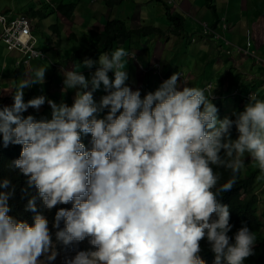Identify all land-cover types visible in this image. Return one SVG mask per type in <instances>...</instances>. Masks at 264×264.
Masks as SVG:
<instances>
[{"label": "clouds", "instance_id": "9594fccd", "mask_svg": "<svg viewBox=\"0 0 264 264\" xmlns=\"http://www.w3.org/2000/svg\"><path fill=\"white\" fill-rule=\"evenodd\" d=\"M127 55L118 48L86 57L80 65L90 78L62 69L63 90H75L71 106L45 95L25 102L26 89L45 83L43 67L18 82L11 105H0L3 147L22 146L11 162L27 178L21 191L34 188L49 211L72 204L55 213V241L68 247L87 239L94 250L64 264H206L204 240L213 264H245L256 235L246 225L229 235L230 209L219 197L233 189L247 160L264 177V100L250 94L234 119H219L205 90L184 86L179 72L142 98L126 83ZM45 103L50 119L24 115ZM89 134L86 150L81 141ZM216 169L231 177L221 184ZM15 192L9 179L0 181V264H45L41 257L50 264L58 251L37 195L25 205L34 213L29 225L9 215Z\"/></svg>", "mask_w": 264, "mask_h": 264}, {"label": "crops", "instance_id": "0c3cea01", "mask_svg": "<svg viewBox=\"0 0 264 264\" xmlns=\"http://www.w3.org/2000/svg\"><path fill=\"white\" fill-rule=\"evenodd\" d=\"M110 1L113 2V5H110ZM173 1L175 5L170 8L183 16L192 17L197 25L195 30L197 33L187 34L185 32L186 25L178 33L174 32L171 22L166 17V7L168 6L166 0H88L86 3H82V0H0V14L8 18L25 14L31 18L34 25L40 18L41 20L38 21L33 31V36L36 43L38 41L41 43L42 38L46 39L47 44L46 48H42L37 44L39 49L43 51L44 60L34 61L29 67H24L23 65L16 67V63L22 59L21 54L9 53L0 42V105H10V101L13 102L12 94L18 82L31 75L37 68H46V61H53L54 58H58L59 62L64 65L62 69L65 70L66 68L68 71H73L72 65H74L76 71L78 63L75 65V63L72 64L69 61L68 57L72 56L70 50H68L67 54H64L62 50H60V53L55 50V38L53 37H58L57 31L59 28L58 30H52L50 29L51 27L59 26L62 23L66 28L65 32H71V35L66 34L68 38L73 39L75 37L79 44H83L89 40L88 36L90 34L88 32L90 29L103 30V27L110 20L125 21L127 26L133 29L152 25L164 32L163 34L133 40L130 50L127 51L130 56L134 53L139 61V63H135V60H133V65L128 63V82H132L133 85L138 83L140 91L144 89L148 92L154 91L153 82H155L156 75L153 72V68L155 66H160V72L167 77L177 72H184L185 82H187L188 87L200 89V86L198 87V75L201 73L202 68L200 70L197 63L205 62L206 57H208L207 62L212 64L216 72L219 71L220 67L224 68V71L229 70L223 75L221 86L214 90L216 99L225 97V91H228L229 82L233 80L234 76L238 79L237 89L235 90L238 94L247 90H256L262 99L264 97V68L262 69V65V67L256 65L257 63L252 59H247L240 55L236 47H245L247 33H250L256 55L264 60V12H256L252 0H214L216 15L219 17L215 30L221 33L225 40L197 37L192 42L191 37L195 38V34L201 31L200 24L204 21H212L211 14L205 7V0ZM73 3L76 4V7L71 18H68L69 12L62 11L59 6ZM79 8H84V13L88 14L90 22L84 21ZM47 9L50 10L51 17L43 11H47ZM152 11L157 12L160 18L159 22H155V19L150 17ZM225 23L229 26L226 30L223 28ZM36 30H38L37 34L39 37L34 34ZM226 40L230 41L231 45ZM185 42L187 44L191 43V46H186ZM135 47L139 48L134 49ZM189 48L190 51H188ZM191 53L194 57L192 60L195 62L187 63L186 55ZM176 59L180 61H176ZM126 63L127 60H125ZM254 65L259 69L256 70L253 67ZM190 67H196L197 69L195 68L194 71L190 72ZM206 69L207 67L203 68V73L205 74ZM80 70L86 78H90V70L85 68ZM150 70L151 72L148 73L147 71ZM91 71H95V69ZM131 75L134 77H131ZM63 79V71L55 75L46 72L45 83L42 86L35 85L31 89H26L25 96L27 91L33 90L36 97L45 95L57 104L65 103L68 98L72 97V89L63 90V83H61ZM207 82L211 81L203 78L201 89ZM41 88H43V91H41ZM102 93V89L97 92V102H99L98 99L101 97L98 94ZM34 97L32 95L30 98ZM232 98L234 99V105L233 108H230L231 114L229 118L231 119L233 112L238 110L239 100L234 95H232ZM48 107L46 105L47 110ZM24 115L38 116L31 109Z\"/></svg>", "mask_w": 264, "mask_h": 264}, {"label": "trees", "instance_id": "16d2710c", "mask_svg": "<svg viewBox=\"0 0 264 264\" xmlns=\"http://www.w3.org/2000/svg\"><path fill=\"white\" fill-rule=\"evenodd\" d=\"M214 0H205V7L209 10L211 14V27L215 28L219 22V17L214 7ZM110 5H113V2L110 1ZM169 6V5H168ZM166 7V17L168 21L171 22L173 30L175 33L184 29L185 19L184 16L178 12L173 11L170 6ZM76 4H66L60 5L59 9L64 12H69V17L71 18L72 13ZM205 22V21H204ZM203 23V22H202ZM201 26V24H200ZM58 26L51 27L50 29L58 30ZM202 31V30H201ZM201 31L199 36H201ZM60 31L58 30L57 33ZM90 39L85 41V43L79 44L77 39L78 46L75 50L72 61L73 63H80L87 57L93 60H98L99 55L104 52L115 51L118 48H124L125 51L130 50V45L133 40L138 38H145L152 35L163 34L164 32L152 25H145L138 27L136 29L129 28L127 23L122 20H110L103 27V30L90 29L89 32ZM256 65H259L264 68V63L259 62ZM262 65V66H261ZM249 93H254L259 97V93L256 90H247L237 96L238 100V111H242L246 102L242 99L243 96H246ZM263 97V96H262ZM264 100V97L262 98ZM242 101V103H241ZM219 110V109H218ZM220 115V110L218 111V116ZM235 117L233 116L232 119ZM237 133L235 129L232 130V138L235 139ZM91 136H82V143L85 144L86 150H90L92 145L90 143ZM22 146L20 145H9L7 148L3 147L2 139H0V181L4 179H9L12 185L15 186L16 192L13 199L9 201L12 211L9 215L15 217L17 220L25 221L31 225L33 223L34 213L26 212L25 205L27 200L33 196L37 195V210L42 213L49 220V229L53 235V241L56 243L57 251L61 254H76L77 251H86L90 250L91 246L86 239L83 242L78 244L74 243L68 247L63 246L62 244L55 241V229L52 228V222L55 217V213L60 208L71 209L72 204L67 205H57L52 210H47L43 207L42 201L39 199L37 191L34 188L28 190V194L24 195L21 191L26 187V177L19 173V170H13L11 168V162L15 159H18ZM249 161H246L244 169L241 171L237 183L234 185L233 189L229 192L222 193L219 200L222 204L228 205L230 209V224L233 225L232 231L229 233L230 236H234L236 231L243 225L249 227V229L256 235V244L254 248V255L249 257L245 264H264V197L262 193H255V189L259 184L260 172L257 170L251 169L249 167ZM216 171L221 175L220 183H225L231 177L230 170L216 169ZM23 196V198H22ZM64 225L61 223V228ZM201 258L206 261V264H213L214 255L210 251V246L207 241H201ZM94 250V249H91Z\"/></svg>", "mask_w": 264, "mask_h": 264}, {"label": "rangeland", "instance_id": "374dc122", "mask_svg": "<svg viewBox=\"0 0 264 264\" xmlns=\"http://www.w3.org/2000/svg\"><path fill=\"white\" fill-rule=\"evenodd\" d=\"M87 1L88 0H82V3L83 2L86 3ZM252 2H253L254 10H256V12H264V0H252ZM43 11L46 12V14L47 15H50V17H51L50 10L47 9V11H45V10H43ZM84 11H85L84 8H79V12L82 13V16L81 17L84 19V21L90 22L89 21L90 18L88 16V14H85ZM150 15H151L150 17H153L155 19V22H159L160 21V18H159V16H158V14H157L156 11H152ZM52 19H54V18L52 17ZM184 19H185V25L187 26L186 29H185V32L187 34H190L192 32L197 33V31H195L196 28H197V25L195 24L193 18L192 17H189V16L188 17L184 16ZM40 20L41 19L39 18L35 22V25L32 26V33H33V31L35 29V26L37 25L38 21H40ZM207 23L209 25H211L210 24L211 23L210 21H207ZM58 27H59V30H60V32L58 33V37H53V38H55L54 39L55 50H57L58 53H60V50H62L64 54H67L68 53V50H70V54L72 56H74L75 50H76V48L78 46L77 41L74 40V39L68 38V36L66 34L71 35V32L70 31H66L65 32L66 28H65V26L62 23H60ZM37 33H38V30H36L34 32V34H36V36L39 37V35ZM85 33H86V31H85ZM198 36H199V33L198 34H195L194 37H198ZM88 38L90 39V35L88 36ZM36 44H38V46H41L42 48H46V45H47L46 44V39H42L41 38V43L38 41ZM185 45L186 46L187 45L191 46V43L190 44H187L185 42ZM245 45H246V43H245ZM137 48H139V47H135L134 49H137ZM188 51H190V48L188 49ZM129 54L130 53H128V55L124 58V61L127 60V63H126V71H127V65H128V63H129V65H131V64L133 65L134 64L133 63V60H135V63H139V61L137 59V56L134 53H132L131 56ZM72 56H69L68 58H69V61L72 64H74L73 61H72V59H73ZM192 58H194L193 55H192V53L191 54H187L186 55V62L187 63H194L195 61H193ZM207 59H208V57H206L205 62H198L197 63L198 66H199V69L202 68V71L200 73L201 75L200 74L198 75L199 76V81H198L199 85H198V87L200 86V89H201V83H202L203 78H205L206 80L211 81L212 91H211L210 95L207 92H205V95L206 96H209V98L211 99V101L220 110L221 113L218 116L219 119L220 118H225V117H230V114H231L230 108L231 107L233 108V105H234V99L232 98V95L235 96V94H237V91H235V90L237 89L238 79L234 76L233 80L231 82H229L228 91H225V97H223L221 99L220 98L216 99V97L214 96V90H217V87L221 86L222 77L229 70L228 71H224V68L220 67L219 71L216 72L213 69L212 64L210 62H207ZM176 61H180V60L176 59ZM45 64H46V69H47V73L48 74L55 75V74L62 73V68L64 67V65L59 62L58 58H54L53 61H46ZM80 64L81 63L79 61L78 66L76 67V71H78V72H80L81 71L80 69L82 68V66ZM197 64H196V66H197ZM75 65H77V63ZM206 67H207V69H206V74H205V73H203L204 72L203 71V68H206ZM253 67L256 70L259 69L255 65ZM195 68L196 67H190V69H189L190 72L194 71ZM72 69L75 70L74 65H72ZM65 70H66V68H65ZM259 72H260V70H259ZM110 77H111V75H110ZM131 77H134V76L131 75ZM162 82L163 81L160 78V76L156 75L155 76V82H153V84H154V91L158 88V86ZM61 83H63V81H61ZM126 83L133 90H137L139 88V84L138 83L137 84H134V85H133L132 82H128L127 81ZM184 86H188L187 85V82H185ZM202 89H203V87H202ZM97 92L94 93V99L96 101H97ZM147 93H148V91H146L145 89L144 90H141V96H142V98ZM71 94H72V97L70 99L68 98V100H66L67 102H65L69 106H71L72 103H73V98H74V95H75V90H72L71 91ZM32 95H34L36 97L35 92L33 90L32 91H27L26 92V96L24 97L25 102L28 101L29 99H31L30 97ZM98 95L102 96V95H105V93L103 92L102 94H98ZM98 100H100V99H98ZM11 104H12V102L10 101V105ZM46 105H47V103H45V105L42 106L39 111H36L34 109H31V111L33 113L38 114V116L35 117L37 120H40V119H43V118H47V119H50L51 118V109H50V107H48V110H47L46 109ZM47 111H48V113H47ZM249 167L251 169L256 170V166H255L254 162H252L251 160H250ZM254 192L255 193H262V197H264V177H261L260 178L259 184L256 187V189H255ZM74 255L75 254H61V253H58L56 259L54 261L50 262V264H64L66 258H71ZM41 260H45V264H48V262L46 261V258L45 257H41Z\"/></svg>", "mask_w": 264, "mask_h": 264}, {"label": "built area", "instance_id": "2783aa9c", "mask_svg": "<svg viewBox=\"0 0 264 264\" xmlns=\"http://www.w3.org/2000/svg\"><path fill=\"white\" fill-rule=\"evenodd\" d=\"M166 3L170 7L175 5L173 0H166ZM33 25L34 24L31 18L25 14H19L12 18H8L7 16L0 14V42L5 46L9 53H19L22 56V59L16 63V67H20L22 65L24 67H29L34 61L44 60L45 58L43 51L38 48L33 37ZM228 27L229 26L226 23L223 25L225 30L228 29ZM201 30V36H198L200 38H214L216 40L224 39L222 34L218 33L215 28L211 27L207 22L201 23ZM250 35V33H247L245 47H236V50L240 55L246 57L247 59H252L256 63H264V60L256 55V50ZM196 39L197 37H191L192 42H194ZM226 42L231 45L230 41L226 40ZM147 72L149 73L151 70ZM153 72L155 75L160 76L162 81L168 79L160 73L158 66L154 68ZM179 73L181 76L180 81H184V73ZM180 81H178V83ZM203 89L210 95L212 90L211 83H205ZM250 94L255 95L257 98V95L254 93H249L246 96H243L242 99L245 100L246 104L249 102ZM238 95L239 94L237 93L234 97H237Z\"/></svg>", "mask_w": 264, "mask_h": 264}, {"label": "bare ground", "instance_id": "6f19581e", "mask_svg": "<svg viewBox=\"0 0 264 264\" xmlns=\"http://www.w3.org/2000/svg\"><path fill=\"white\" fill-rule=\"evenodd\" d=\"M34 37V36H33Z\"/></svg>", "mask_w": 264, "mask_h": 264}]
</instances>
